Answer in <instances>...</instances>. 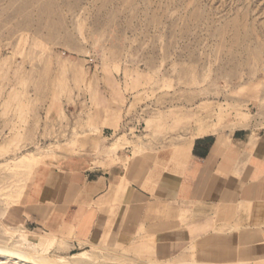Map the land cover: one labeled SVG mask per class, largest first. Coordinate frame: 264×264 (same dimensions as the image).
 Returning <instances> with one entry per match:
<instances>
[{"label": "rangeland", "instance_id": "obj_1", "mask_svg": "<svg viewBox=\"0 0 264 264\" xmlns=\"http://www.w3.org/2000/svg\"><path fill=\"white\" fill-rule=\"evenodd\" d=\"M251 122L264 125V0H0L1 243L100 264H212L64 238L40 250L19 229L35 235L22 194L37 166L88 146L113 164Z\"/></svg>", "mask_w": 264, "mask_h": 264}, {"label": "crops", "instance_id": "obj_2", "mask_svg": "<svg viewBox=\"0 0 264 264\" xmlns=\"http://www.w3.org/2000/svg\"><path fill=\"white\" fill-rule=\"evenodd\" d=\"M199 130L177 147L120 152L113 164L88 146L37 166L21 198L35 235L19 229L40 250L64 238L165 261L264 264V125Z\"/></svg>", "mask_w": 264, "mask_h": 264}, {"label": "bare ground", "instance_id": "obj_3", "mask_svg": "<svg viewBox=\"0 0 264 264\" xmlns=\"http://www.w3.org/2000/svg\"><path fill=\"white\" fill-rule=\"evenodd\" d=\"M38 158H40V156L33 155L32 158L28 157V159L30 160H28L27 162L31 161L32 159L35 161ZM21 239L25 241L29 240V238L25 237L24 235H21ZM0 254L19 259L20 261H26L32 264H100L84 255H79V257H76L74 259H66L62 256L51 257L46 254L28 251L22 247L14 245V243L5 244L0 242Z\"/></svg>", "mask_w": 264, "mask_h": 264}]
</instances>
